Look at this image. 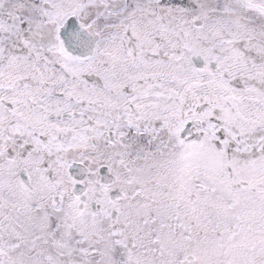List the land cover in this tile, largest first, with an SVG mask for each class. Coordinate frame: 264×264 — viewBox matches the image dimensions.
Segmentation results:
<instances>
[{"label":"snow or ice","instance_id":"6c2138e0","mask_svg":"<svg viewBox=\"0 0 264 264\" xmlns=\"http://www.w3.org/2000/svg\"><path fill=\"white\" fill-rule=\"evenodd\" d=\"M0 264H264V0H0Z\"/></svg>","mask_w":264,"mask_h":264}]
</instances>
